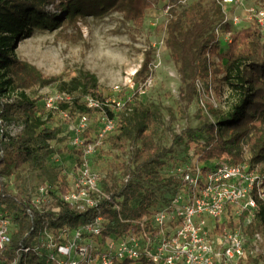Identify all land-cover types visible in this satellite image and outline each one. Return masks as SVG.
I'll list each match as a JSON object with an SVG mask.
<instances>
[{
  "label": "trees",
  "instance_id": "16d2710c",
  "mask_svg": "<svg viewBox=\"0 0 264 264\" xmlns=\"http://www.w3.org/2000/svg\"><path fill=\"white\" fill-rule=\"evenodd\" d=\"M178 1L0 0V117L8 123L22 126L18 134L6 140L0 132V209L14 224L10 244L0 249V264H10L14 259L16 264H23L24 257L17 251L31 244L45 228H75L101 215L108 220L105 235L129 230L131 225L121 223L120 219L141 218L148 208L159 204L156 198L158 185L175 183L173 177L160 178L154 170L163 166L162 158L184 139L187 145L197 143L196 154L200 162L224 157L230 162L239 163L245 141L251 143L253 161L264 159V128L257 125L264 116V35L253 26L241 29L231 35L227 49L220 52L212 29V23L222 16L219 7L216 6L213 12L194 7L181 15L171 16L166 26V46L173 61L179 65L189 93L186 96L188 102L197 95L194 87L196 79L210 76L212 80L217 74H222V82L236 94L230 109L222 113L215 123L203 121L197 128H186L173 137L169 147L160 148L149 129L159 120L158 115L126 102L116 133L106 141L111 150L122 151L128 142L137 146L133 156V180L126 184L105 186L108 192L121 200L120 211L112 209L107 202H102L98 209L81 214L72 211L69 206H63L57 214L39 213L30 208L32 194L38 186L44 182L55 186L60 182L59 170L49 167L48 160L59 152L54 144L62 143L65 139L59 127L49 126L52 115L44 118L37 114L35 101L23 92L49 85L57 79L45 77L34 66L17 59L15 49L18 42L29 38L35 29L53 30L64 22L79 33V18H99L113 12L120 13L125 21L131 22L139 30L147 10L160 2H167L166 6L172 13V7ZM211 57L218 60L216 69H211ZM148 65L149 60L145 58L135 73L137 80L146 76ZM98 88L97 78L89 72H81L69 82L61 83L59 91L71 93L74 99L70 108L61 104L60 109L68 110L74 119L79 114L91 113L81 98L90 95L103 100ZM14 89L22 90L20 99L3 102L2 99ZM222 132L226 136L220 135ZM200 140L204 143L200 144ZM144 172L146 175L143 177ZM3 177L12 178L13 182L22 185H19L17 193L8 189L2 182ZM60 186L64 192L66 184L62 181ZM258 206L252 224L264 222V204L259 202ZM120 264L133 263L123 261Z\"/></svg>",
  "mask_w": 264,
  "mask_h": 264
},
{
  "label": "built area",
  "instance_id": "2783aa9c",
  "mask_svg": "<svg viewBox=\"0 0 264 264\" xmlns=\"http://www.w3.org/2000/svg\"><path fill=\"white\" fill-rule=\"evenodd\" d=\"M219 7L222 20L215 27L216 41L227 27L246 29L247 25L264 28V6L245 7L246 0H213ZM244 8V16L234 11ZM234 13V14H233ZM233 33H223V41L231 42ZM74 95L58 91L42 99L43 109L56 113L65 125L64 137L74 152L75 160L68 170H60V182L66 184L63 192L60 182H44L31 197L30 208L39 213L57 214L63 206L76 213L98 209L107 202L120 211V199L105 188L109 185L106 174L92 167L97 152L109 149L107 139L117 131L120 111L124 103L103 100L90 95L81 98L88 114H79L75 121L68 110L60 105L73 104ZM3 102H13L3 98ZM111 113V114H110ZM96 121L92 123L91 115ZM94 128V134L91 129ZM62 129V128H61ZM14 123L0 117V132L6 140L22 130L13 132ZM62 132V131H61ZM200 144L204 142L199 141ZM197 143L190 144V154L196 153ZM173 196L166 202L148 208L138 219H120L131 228L121 234L105 235L108 220L97 215L93 221L75 228L43 229L36 239L22 246L17 254L23 264H244L248 261L245 230L251 226L264 204V174L251 169L243 161L233 163L219 160L197 161L173 177ZM133 180L128 173L120 184ZM2 182H13L2 178ZM235 214L238 223L229 215ZM244 216L243 220L241 218ZM242 223V228L239 224ZM14 224L5 215L0 217V249L10 244ZM10 264H16L14 259Z\"/></svg>",
  "mask_w": 264,
  "mask_h": 264
},
{
  "label": "rangeland",
  "instance_id": "374dc122",
  "mask_svg": "<svg viewBox=\"0 0 264 264\" xmlns=\"http://www.w3.org/2000/svg\"><path fill=\"white\" fill-rule=\"evenodd\" d=\"M259 4L264 6V0L245 1V7ZM166 5L167 2H160L147 10L143 26L139 30L131 22L125 21L120 13L113 12L99 18H79V33L76 28L64 22L53 30L35 29L29 38L18 42L15 49L17 59L34 66L45 77L57 79L49 85L23 91L30 100L35 101L36 113L44 118L51 114L52 122L49 126L59 127L61 136L64 137L66 123L56 113L44 110L42 99L58 92L61 83L69 82L81 72H89L97 78L98 93L104 98L121 104L130 102L134 107H142L158 115L159 120L149 129L160 148L169 147L173 137L186 128H197L203 121L215 123L222 113L230 109L236 94L231 91L230 86L222 82V74H217L212 80L210 76L196 79L194 87L197 95L188 102L186 96L189 93L179 65L173 61L166 46V26L171 16L181 15L187 9L195 7L213 12L216 5L213 0H179L172 7V13ZM234 13L244 16V8ZM222 17L212 23L213 31ZM252 26L264 35V28L254 25L250 27ZM246 27L249 28L248 25ZM224 32L236 33L237 30L227 27ZM223 33L218 37L222 41L217 42L220 52L228 47L223 41ZM145 58L149 60L148 72L145 77L137 80L135 73L141 68ZM210 61L211 69H216L217 58L211 57ZM21 92L20 89L11 90L6 98L18 100ZM91 118L94 123L95 115L92 114ZM257 125L264 128V116ZM20 127L19 123H14V130L11 131L15 133ZM94 130L91 129L92 135ZM220 135L226 136L223 132ZM54 148L59 152L49 158L48 166L59 171L68 170L75 157L67 139L54 144ZM136 149V145L128 142L122 151L109 148L107 151L97 152L92 158V167L106 174L109 187L120 184L126 174L133 175V156ZM190 151V145L184 139L170 154L162 158L163 166L154 172L164 179L175 177L179 170L190 168L199 161L198 154L191 155ZM241 157L251 169L264 174V159L252 160L253 151L249 141L242 144ZM145 175L146 172L143 177ZM5 184L14 193L18 192L19 183ZM173 190L172 185H158L156 198L159 204L170 199L174 194ZM5 215L0 209V217ZM229 219L238 223L235 214L229 215ZM239 226L242 228V223ZM245 235L249 258L244 264H264V222L251 224L245 230Z\"/></svg>",
  "mask_w": 264,
  "mask_h": 264
}]
</instances>
